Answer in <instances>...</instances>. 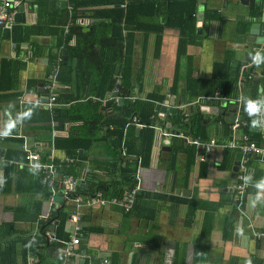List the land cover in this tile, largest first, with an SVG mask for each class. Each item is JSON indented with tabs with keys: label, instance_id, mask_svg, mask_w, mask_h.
Segmentation results:
<instances>
[{
	"label": "crops",
	"instance_id": "crops-1",
	"mask_svg": "<svg viewBox=\"0 0 264 264\" xmlns=\"http://www.w3.org/2000/svg\"><path fill=\"white\" fill-rule=\"evenodd\" d=\"M6 1L16 3V7L12 9V20L0 25L1 30H9L7 31L9 36L0 39V264L4 261L3 257V261H1V254L4 255V251L13 241H15V253L13 254L15 264H26L31 259H35V264H41L45 261H48L47 264H60L62 259L56 250H53L52 255L40 263L38 253L41 249L34 250L32 247L33 238H36L37 233L42 228L45 232L48 226V221L42 220L40 216L48 212L49 196L43 199L38 192L39 187L36 182L40 179L36 170L34 171L25 164L23 159L18 158L22 152L24 153L23 144L27 143L29 147L40 150L45 159L48 155L53 154L56 158L55 163H57L58 171L61 173L60 164L64 163L69 166L74 163V159L70 158L73 159V162L68 164L65 160L69 157L63 150L57 149L53 145V140L59 136H67L72 127L77 126L78 123L66 122L63 128H56L57 126L53 121L31 123L23 118V107L26 104H35L49 110L58 107L68 108L72 103L88 98L84 95V77L94 67L87 57L78 56L73 59L64 57V61L69 64V70L72 73L71 83L59 82L54 70L57 71L59 68V58H61V54L65 53L64 43L71 32L70 24L75 22L82 25L84 31H91L93 26H96L94 20L91 19L94 14L93 10L108 6L93 5L82 8L77 13V21L73 17L69 23L68 19L71 18V15H65L63 10L65 8L69 11L72 10L68 8L71 7L68 0H46L47 3H44L43 7L36 4V0H24L25 2L23 0H14L13 2L0 0V5ZM231 2H233L232 7L230 6ZM63 3L65 6H62ZM257 4L264 13V0H257ZM20 5L24 6L22 18L15 21L14 17L20 11ZM249 5L242 4L240 0H220V4L217 0H203V24L201 27L197 25V28H199V33L204 30L205 36L200 45H189L188 53L193 56L195 74L201 78H210L214 63L224 60L225 57H230L239 62L238 98H242L247 81L252 82L251 87L254 81L259 82L257 100L259 107L255 116L257 122L255 123L256 127H250V130L258 132L262 137L264 135V65L260 67L251 65L253 74L240 87V76L245 73L242 69L243 66L252 61L253 56L256 55L255 50L261 49V53L264 50L263 17L260 19L249 17ZM121 6L124 7V5ZM206 10L212 15L213 12H216L218 16L215 19L208 16V21H206ZM200 11L202 10L198 7V13ZM65 17H67L66 22L64 21ZM243 18L252 19L251 25L253 23L260 24L259 35L255 36L257 41L249 40L250 31L245 41L239 40L237 27ZM21 36L24 38V42L16 45L17 43L13 41V38ZM155 37V35L150 34L149 49L144 54L142 46L145 36L143 33H136V47L133 56L134 71H142V93L144 96L159 89L161 94H167V99H171L175 97L169 94V88L172 85L176 69L179 31L172 28L164 30L161 52L158 58L154 57L155 54L153 53ZM74 38L70 42L71 45L75 44ZM248 54H250V58L246 60ZM144 56H146L145 61L143 60ZM5 60H14L17 63L22 60L26 63V66H20L18 71L17 87L8 91H2L1 88V81L7 79L5 69L2 68ZM244 62L246 63L244 64ZM262 63L264 64V61ZM53 78H56L53 80L55 85L53 84L49 88L48 85ZM246 86L247 92L250 87ZM111 95L112 93L109 91L105 94L102 100L103 105L105 98ZM117 95L114 94L115 97H118ZM51 96H54L55 100L49 104ZM46 97H48L47 102L44 99ZM214 98L221 99L220 105H208L209 102L216 101L211 97H199L195 101H191L190 103L193 105L189 107V113L190 108L201 105L207 116L216 114L214 111L216 109L219 113L221 109L227 107H229L227 116L231 115L229 116L230 119L236 115L237 104L235 102L226 97H220L219 93ZM92 99L97 100L96 97ZM180 103L184 102H180L175 97V106ZM229 104L230 106H228ZM207 107L209 110H206ZM157 111L159 112V110ZM43 125L50 126L51 130L42 127ZM105 129L106 127H104ZM139 131L137 132L139 133ZM158 132L156 131L150 165L147 168H142L140 172L142 189L151 193L164 192L168 195L184 192L191 199L201 200L200 204L203 207L194 206L197 211H195L194 219L189 226H187L186 218L189 216L191 206L171 202L168 199L155 197L149 199V211L151 207L159 208L156 220L150 218L125 219L122 210L111 205L85 207L82 212L83 226L101 227L104 231L102 233H90L86 237L81 234L82 251L95 257L108 256L110 260L113 259L114 264H231L233 259L235 262L233 264H264V156L249 155L250 164L247 161V168L250 185L247 187L246 197L238 205L234 199V186L242 180L239 178L240 165L235 169L237 158L231 169L218 167V163L223 158V149L228 146L231 139L226 144H219V139L224 136L220 134L212 136L218 147L214 153L209 155L206 161L208 162L206 169L205 162L195 160L188 173L189 183L185 189L183 178L186 171V153L177 145L179 153L175 155L176 157L173 155L172 138L169 145L170 150H162L161 141L165 137L158 138ZM241 132L240 128L237 135ZM101 137L103 138V132ZM105 143L92 147L90 152V155H93L90 156L92 159L104 157L106 154L113 155ZM195 151L197 155L196 147ZM89 161L90 158L84 161L79 172L75 171L80 173L76 177L82 176L86 168H89V172H91ZM7 164L14 166L11 179L6 174ZM75 172L74 174H76ZM89 172L85 176L84 185L86 186L84 188L89 183L91 185L99 184L96 181L97 176L91 178ZM255 173L258 176L257 184H253ZM100 176L103 178V173ZM58 196H62L60 191H58ZM39 200L42 201L41 210H38L36 204ZM63 203L72 213L73 201L63 198ZM154 203L155 205L152 206ZM214 203H220L221 206L215 213L214 210L212 213L210 209H215ZM51 210L54 209L51 208ZM52 211H49L50 215ZM172 212H176L174 223L170 222ZM206 215L212 219V222L207 221ZM69 217L65 223V230L68 234L71 233ZM204 224L213 226L208 236L202 235ZM56 228L57 223H55V232ZM195 229L197 231H194ZM80 263V259L74 258L69 264ZM4 264H7L6 261Z\"/></svg>",
	"mask_w": 264,
	"mask_h": 264
},
{
	"label": "trees",
	"instance_id": "trees-1",
	"mask_svg": "<svg viewBox=\"0 0 264 264\" xmlns=\"http://www.w3.org/2000/svg\"><path fill=\"white\" fill-rule=\"evenodd\" d=\"M23 2L25 1L23 0ZM35 3L43 7L47 1L36 0ZM68 3L72 7V10L69 11L67 8L63 10L65 15H71V18L68 19L69 23L73 17L77 21V13L82 8L93 5L108 6L93 10L94 14L91 19L94 20L96 26H93L91 31H84L82 25H78L75 22L70 24L71 32L64 43L65 53L61 54V58H59V68L57 71L54 70L59 82L71 83L72 73L69 70V64L64 61V57L67 56L69 59L78 56L87 57L94 67L84 77V95L88 96V98L72 103L68 108L58 107L53 110L45 109L43 106L40 107L35 104H26L23 107L22 115L25 120L31 123H49L53 121L57 126L56 128H63L66 122L78 123L77 126L72 127L67 136L54 138L53 145L57 149L63 150L67 157L74 159V163L69 166H66L64 163L60 164L62 174L78 176L80 173L76 172H79L84 161L90 158L89 166L91 172H89V176L91 178L97 176V180H95L99 184L91 185L89 183L86 188L79 186L80 191L83 193H93L101 190L105 196L121 197L125 191L134 188L137 184L138 172H141L142 168H147L150 165L156 136L155 125L158 124L166 129H175L187 136L201 138L202 140L220 134L224 137L220 138V142L218 143H228V140L232 136V118L230 119L227 116L229 107L221 109L219 113L207 116L202 110L201 105L193 106L190 108L188 118L182 117V112L177 108L174 112L168 113L164 122L158 116L156 105L157 103L166 101L167 94H161L159 89H156L157 91L150 92L144 96L142 93V71H134L133 56L136 47V33H143L145 36L142 46L144 54L149 49L150 34L156 36L153 53L155 54L154 57L158 58L161 52L164 30L166 28L177 29L179 31V45L175 74L172 85L169 88V94L184 103H190L199 97H211L212 99H216V101L209 102L208 105L216 106L220 105L221 102L220 98H214L218 93L220 97H226L233 102L238 98L237 79L240 63L234 61L232 58L225 57L224 60L215 62L210 78H201L195 74L193 56L188 53V47L189 45H200L202 38L205 36L204 30H201L202 33H199V28H197L196 15L198 13L199 0H68ZM121 5H124V7ZM248 10L249 17L252 19H260L263 16V11L257 4V0H250ZM206 16L207 20H205L208 21L209 17L215 19L218 15L216 12H213L212 15L206 10ZM252 19L247 20L243 18L240 20L237 27L239 40H246L251 28ZM64 21H67V17H65ZM7 31L9 30L3 31L0 29V39L9 36ZM73 37H75V44L71 45L70 42ZM13 41L18 45L24 42V38L22 36L15 37ZM18 62L5 60L2 68L5 69L7 79L1 81L2 91H8L17 87L20 66H26L24 61L20 60ZM142 65H144V62H142ZM263 65L261 62L259 64L255 63L253 66L260 67ZM251 84L252 82L247 81L246 85L250 89L247 92L244 91L242 96L241 119L243 124L241 125V131L249 133L252 139L259 142L261 138L260 134L250 130L252 120L257 115V112L250 114L245 108L246 101L257 104L259 82L254 81L252 87ZM116 89L118 90L117 96L124 100L123 103L115 100L114 94ZM108 91L112 93L113 97L108 102V107H105L102 100ZM9 96L11 95L9 94ZM94 97L97 100H93L92 98ZM133 116H137L145 124V127L141 128L139 133L134 125L127 126ZM167 123L171 124V128L167 127ZM42 127L51 128L48 125H43ZM104 127H106L105 130ZM102 132L103 138L101 137ZM104 143L108 145L107 147L111 149L113 155L106 154L104 157H94L92 159L90 157L93 156L90 155L92 147ZM122 143L127 148L126 156L121 153ZM172 145L174 156L179 153L177 145L186 153V171L183 178L184 188L186 189L189 183L188 173L196 160L195 146L187 144L186 140L180 136L172 137ZM236 153L237 148L226 146L223 149V158L218 163V167L220 169H231L236 160ZM21 154L18 159L25 160L24 153L22 152ZM129 156L135 157V159L127 158ZM246 158L250 164V156ZM206 161H204L205 169L208 163ZM6 168V174L11 179L14 166L7 164ZM101 173H103V178L100 176ZM203 175L205 176V174ZM253 182V184L258 183L256 173L253 176ZM36 183L39 187V194L42 195L43 199L44 197L48 198L49 190L42 185L40 180ZM152 197L168 199L171 202L191 206L189 216L186 218L187 226L191 224L192 219H194L193 215L197 211V208L194 206L198 205V208L202 206L200 204L201 200L191 199L184 192L181 196L180 193L168 195L164 192L151 193L145 189H141L136 194V200L131 211L124 212L122 210L123 217L125 219L150 218L156 220L159 208L151 207V210H148L149 199ZM36 204L38 205V210H41L42 201L39 200ZM154 205L155 203L152 206ZM213 205L215 209H210V212L213 213L214 210L215 213L221 205L220 203H214ZM147 212L153 214H148ZM70 214L71 211H68L63 201L52 211L51 218L56 220V235L60 239H68L70 236V233L68 234L65 230V223ZM205 217L207 221L212 222V219L207 215ZM175 218L176 212H172L170 222L174 223ZM212 227V225L204 224L202 235L208 236L211 233ZM103 231L104 229L101 227L83 226L81 234L86 237L90 233H102ZM31 244L34 250L41 249L38 253L40 263L45 258L50 257L49 248L54 247V250H56V246L58 245L47 241L44 228L37 233L36 240L32 241ZM14 246L15 241L10 243V246L6 248L4 255L1 254V261H3V257L7 264H15V259L13 258V254L15 253ZM80 249L83 250L81 244ZM4 261L2 264H4ZM110 262L114 264L113 259ZM233 262L234 259L231 261V264Z\"/></svg>",
	"mask_w": 264,
	"mask_h": 264
},
{
	"label": "built area",
	"instance_id": "built-area-1",
	"mask_svg": "<svg viewBox=\"0 0 264 264\" xmlns=\"http://www.w3.org/2000/svg\"><path fill=\"white\" fill-rule=\"evenodd\" d=\"M29 1V0H28ZM18 4V3H17ZM13 7H16V3H10V2H4L2 5H0V25H4L8 23L10 20H12ZM70 9L72 7H69ZM256 54H260L261 56H264V50H262V53L260 52L261 49L255 50ZM254 61H252L246 65L243 66V70L245 73H242L240 76V87L245 84V82L251 78L253 74V70L250 67L251 65H254ZM56 78H53L51 82L49 83L48 87L51 88L53 84L55 85V82L53 81ZM54 82V83H53ZM46 86V88H48ZM118 90H115V94ZM112 95L105 98L104 106L108 107V102L110 99H112ZM55 100L54 96L50 97L49 104H51L52 101ZM116 101L119 100L118 97L115 98ZM170 101V98L167 99ZM166 100V101H167ZM166 101L161 104L165 105ZM241 101L242 98L239 97L234 101L237 104L236 115L232 118L231 121V130H232V138L228 143V146L237 148L239 152L243 154V157L240 159V172H239V178L242 180L241 182L237 183L234 186L235 190V201L238 202V205L241 203L242 199L246 197L247 194V187L250 185V179H249V171L247 168V156L249 155H264V135L261 137L262 139L258 142L257 140H254L251 138V135L247 132H241L239 135H237V131L241 128V125L243 124L241 119ZM193 103H180L177 107L181 110L182 116L184 118H188L189 116V107L192 106ZM169 108L170 106L167 105ZM257 112V111H256ZM162 113L161 111L158 112V116L161 120H164L167 117L169 111L163 112V115H160ZM256 117L252 120V127H256ZM260 122H263V120H260ZM264 123V122H263ZM128 125H134L137 129H141L145 127V124L139 120L137 116H133L131 121L127 124ZM156 131H159V138L165 137V138H172L173 136H180L184 138L187 143L194 145L197 150L196 159L198 162H204L208 159L209 155L214 153L216 148L218 147V144L214 138H209L206 140H202L201 138L191 137L183 134L181 131L175 130V129H166L160 124L155 125ZM54 134V133H53ZM55 137V134H54ZM23 150L25 155V164L30 166L34 171L36 170L37 174L39 175V179L44 184L48 190H49V201H48V212L46 214H43L40 216V218L45 221H48V226L45 230V236L47 238V241L49 243H55L58 244L56 246V252L61 257V264H69L72 259L77 258L80 260H84V264H111L110 258L108 256H93L87 254V252L82 251L80 249V244L82 240L81 236V229L83 227V209L85 207H91V206H102L106 207L108 205L116 206L123 210L124 212L131 211L135 200H136V194L139 190L142 189V179H141V173L140 171L137 174V184L134 188L129 189L125 191L124 195L121 197L113 196V197H107L104 195L103 191L97 190L93 193L85 192L79 190V186L84 185L85 183V176L89 172V168H86L83 175L79 178L76 177L73 174H62L58 171L57 163H55V157L53 154L48 155L45 159L41 153L40 150L35 149L33 147H29L27 143L23 144ZM127 148L122 143V149L121 152L124 156H126ZM68 164L73 162V159L66 158L65 160ZM218 161V159H216ZM220 161V160H219ZM86 186V185H85ZM84 188V187H83ZM58 191L62 193V196L66 200H71L74 203V209L73 212L70 214L69 220L71 223V233L68 239H60L57 237L55 232V220L51 219L50 212L52 209L57 208L58 202L56 200L58 196ZM182 196L183 193H180ZM50 211V212H49ZM33 240L35 241L36 238L34 237ZM27 264H35V259L28 261Z\"/></svg>",
	"mask_w": 264,
	"mask_h": 264
},
{
	"label": "water",
	"instance_id": "water-1",
	"mask_svg": "<svg viewBox=\"0 0 264 264\" xmlns=\"http://www.w3.org/2000/svg\"><path fill=\"white\" fill-rule=\"evenodd\" d=\"M10 1L13 2L14 0H10ZM31 1H34V0H31ZM240 2L242 4H244V5H249V3H250L249 0H240ZM199 3H200L199 8H201L202 11H200L198 13V16H197L198 23H197V25H198V27H201L202 24H203V18H204V12H203L204 8L202 6L203 5V0H199ZM62 6H65V4L63 3ZM23 10H24V6L23 5H20V11L17 12L15 14V17H14L15 21L21 20V18H22V11ZM262 21L264 22V13H263ZM259 28H260V24H258V23H253L251 25V29H250V35L251 36H249V40H252L253 42L254 41H257V37H255V36L256 35H259V30H258ZM249 58H250V54L247 55L246 60H249ZM245 63L246 62H244V64ZM44 95H46V94H44ZM44 99H45L46 102L48 101V97H46ZM123 102H124V100L123 99H120V103H123ZM167 105H169L170 107L168 108ZM156 110H159V111L162 112V113H160V115H163V112H166L167 110H169V112H174V110H175V97H172L170 99V101L167 100L165 105H162L161 106V105L157 104ZM206 110H209V108L207 107ZM214 111H215V113L218 112L217 109L214 110ZM229 116H231V115H229ZM167 127L168 128H171V124L170 123H167ZM137 131H139V129ZM157 137L159 138V136H157ZM161 144H162V150H164V151L170 150L169 145L171 144V138H164V139H162ZM242 157H243V154L242 153L239 152V153L236 154L237 160L235 161V165H236V168L235 169H237V166L240 165V161L239 160ZM129 158L135 159V157H132V156L129 157ZM83 187H85V185H83ZM56 200L59 203L60 201H63V197L62 196H58V198H56ZM53 250H54V247H50L49 248V255L50 256L52 255V251ZM80 264H84V260H81V263Z\"/></svg>",
	"mask_w": 264,
	"mask_h": 264
},
{
	"label": "clouds",
	"instance_id": "clouds-1",
	"mask_svg": "<svg viewBox=\"0 0 264 264\" xmlns=\"http://www.w3.org/2000/svg\"><path fill=\"white\" fill-rule=\"evenodd\" d=\"M253 61L254 63L256 64H259L261 63L262 61H264V56H261L259 53L256 54L255 56H253ZM258 107L259 105L256 104L255 102H247L246 101V104H245V108H246V111H248L250 114L251 113H254L258 110ZM143 188V187H142Z\"/></svg>",
	"mask_w": 264,
	"mask_h": 264
},
{
	"label": "rangeland",
	"instance_id": "rangeland-1",
	"mask_svg": "<svg viewBox=\"0 0 264 264\" xmlns=\"http://www.w3.org/2000/svg\"><path fill=\"white\" fill-rule=\"evenodd\" d=\"M217 2H219V4H220V0H219V1L217 0ZM258 2H259V1H258ZM209 3H210V2H209ZM230 6H231V7L233 6V2L230 3ZM206 55H208V52H206ZM244 89H245V92H246V90L248 89L246 85H245ZM263 156H264V155H263ZM194 231H197V230L195 229ZM202 239H204V240H206V241L208 240L207 238H202ZM47 262H48V261H45L44 263L42 262L41 264H47Z\"/></svg>",
	"mask_w": 264,
	"mask_h": 264
},
{
	"label": "bare ground",
	"instance_id": "bare-ground-1",
	"mask_svg": "<svg viewBox=\"0 0 264 264\" xmlns=\"http://www.w3.org/2000/svg\"><path fill=\"white\" fill-rule=\"evenodd\" d=\"M161 105V104H160Z\"/></svg>",
	"mask_w": 264,
	"mask_h": 264
},
{
	"label": "flooded vegetation",
	"instance_id": "flooded-vegetation-1",
	"mask_svg": "<svg viewBox=\"0 0 264 264\" xmlns=\"http://www.w3.org/2000/svg\"><path fill=\"white\" fill-rule=\"evenodd\" d=\"M263 17V16H262Z\"/></svg>",
	"mask_w": 264,
	"mask_h": 264
}]
</instances>
